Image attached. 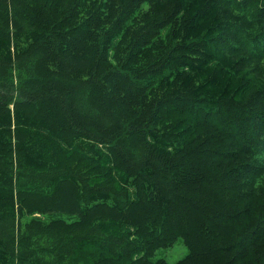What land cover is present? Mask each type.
Instances as JSON below:
<instances>
[{
  "label": "trees",
  "instance_id": "trees-1",
  "mask_svg": "<svg viewBox=\"0 0 264 264\" xmlns=\"http://www.w3.org/2000/svg\"><path fill=\"white\" fill-rule=\"evenodd\" d=\"M264 264V0H0V264Z\"/></svg>",
  "mask_w": 264,
  "mask_h": 264
},
{
  "label": "rangeland",
  "instance_id": "rangeland-1",
  "mask_svg": "<svg viewBox=\"0 0 264 264\" xmlns=\"http://www.w3.org/2000/svg\"><path fill=\"white\" fill-rule=\"evenodd\" d=\"M187 254V249L183 243L178 240L171 248L165 250H157L150 258L152 262L164 260L168 264H174L182 260Z\"/></svg>",
  "mask_w": 264,
  "mask_h": 264
}]
</instances>
